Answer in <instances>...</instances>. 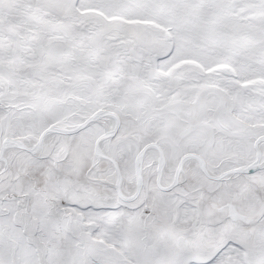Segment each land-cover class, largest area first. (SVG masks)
<instances>
[{"label": "snow or ice", "instance_id": "snow-or-ice-1", "mask_svg": "<svg viewBox=\"0 0 264 264\" xmlns=\"http://www.w3.org/2000/svg\"><path fill=\"white\" fill-rule=\"evenodd\" d=\"M0 264H264V0H0Z\"/></svg>", "mask_w": 264, "mask_h": 264}]
</instances>
